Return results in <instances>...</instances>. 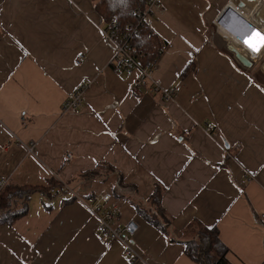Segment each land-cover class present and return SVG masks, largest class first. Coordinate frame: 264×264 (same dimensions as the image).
I'll return each instance as SVG.
<instances>
[{"label":"crops","instance_id":"0c3cea01","mask_svg":"<svg viewBox=\"0 0 264 264\" xmlns=\"http://www.w3.org/2000/svg\"><path fill=\"white\" fill-rule=\"evenodd\" d=\"M224 2L161 0L149 19L169 43L152 73L175 89L164 102L147 85L130 95L139 72L113 69L115 44L93 0H0V178L59 184L31 193L26 214L0 224V264H128L83 204L112 193L119 175L142 199L163 185L172 218L166 236L127 191L112 196L118 222L137 227L130 239L143 260L134 264H196L182 242L200 225L218 228L232 264H264V62L248 69L225 52L212 24ZM231 13L220 28L242 46ZM85 80L81 107L63 111ZM101 161L113 172L75 181Z\"/></svg>","mask_w":264,"mask_h":264},{"label":"trees","instance_id":"16d2710c","mask_svg":"<svg viewBox=\"0 0 264 264\" xmlns=\"http://www.w3.org/2000/svg\"><path fill=\"white\" fill-rule=\"evenodd\" d=\"M145 1L146 0H93V3L98 13L105 18L106 25L114 14L117 17V25L123 30L127 23L136 24L137 30L128 40L127 47L132 51L134 57L140 64H145L147 62L156 64L164 51L169 47V43L158 36L150 26V23L138 22V16L133 13V10L137 6L143 7ZM252 30L253 28L251 27V32ZM111 63L114 67L113 62ZM194 65L195 62L194 59H192L179 77H184L194 68ZM145 85L148 87L149 82L144 81L142 87ZM110 172H113V167L101 161L97 163L95 168L76 174L75 181L78 179L90 180L91 178H96L101 175L108 176ZM101 179L104 180L105 177ZM48 185L49 183L41 187L25 185L16 186L8 182L0 191V224L26 214L27 202L31 193L40 190L45 192L46 195H49ZM57 185L59 184L53 182V186ZM165 189L163 185L157 183L150 196L146 199H142L137 195L136 186L123 183V179L121 175H119L115 187L112 188L111 194L116 198L121 193L120 190L127 191V196L122 197L132 204L135 212L142 216L150 225L168 236L172 228V218L167 215L161 204V197ZM17 203H20V208H17ZM182 243L184 244L185 254L196 264H232L227 258L228 248L219 238V230L216 226L206 227L200 225L195 236Z\"/></svg>","mask_w":264,"mask_h":264},{"label":"built area","instance_id":"2783aa9c","mask_svg":"<svg viewBox=\"0 0 264 264\" xmlns=\"http://www.w3.org/2000/svg\"><path fill=\"white\" fill-rule=\"evenodd\" d=\"M162 8L161 0H146L143 7L137 6L133 10V13L138 16V22H147ZM264 8V0H225L223 5L217 10V13L212 21L213 30L215 35L222 41V47L226 53H230L234 57V52L227 49V46L231 45L235 52H239L245 55V57L251 62L253 69L260 63L264 62V48L259 52H254L249 48V52L245 51L239 43L234 42L235 45L230 44L228 36L221 30L220 21L227 11H232L236 16L247 21L255 30L264 34V21L259 18L258 9ZM243 11L247 12L249 19H247ZM223 14L221 17L220 15ZM245 16H244V15ZM220 17V18H219ZM116 15H112L111 20L104 28V33L115 44V53L113 56V69L115 71H127L131 73L133 70H138L139 77L135 79L129 89V93L133 97H138L144 81L149 82L148 90L150 92L162 91V100L169 102L173 99L175 94L174 88L162 89L159 82L153 80L152 73L156 67L155 63L147 62L140 64L134 57L132 51L127 47V42L131 38L134 32L137 30V25L133 23H127L124 26V30L120 28L116 23ZM259 26V27H258ZM85 61L84 56L79 55L75 63L82 64ZM90 80L83 81L75 91L68 97L62 106V110L69 111L75 110L82 105L83 97L90 85ZM214 132L212 126L208 128ZM70 157V154L67 155ZM8 183V177L0 178V191ZM52 191V190H51ZM90 203L85 205L92 215L97 218V232L104 235L110 241H117L123 247V254L128 264H134L138 260H143L140 253L134 246V243L130 239V236L137 230L134 223L129 222L121 225L118 222V216L113 209L109 206V202L112 200L111 192H105L99 195H93ZM113 207V206H112Z\"/></svg>","mask_w":264,"mask_h":264},{"label":"bare ground","instance_id":"6f19581e","mask_svg":"<svg viewBox=\"0 0 264 264\" xmlns=\"http://www.w3.org/2000/svg\"><path fill=\"white\" fill-rule=\"evenodd\" d=\"M243 13L245 15H247V16H245L243 14L247 19H249L247 12L243 11ZM230 15H232V22H233V24L236 26L237 29H240V36H241V41H242V47L244 48L245 51L249 52L248 51L249 50V47L244 43L245 38L248 37V36H250L249 29H248V26L249 25L246 22H244L241 19H239L235 14H232L231 13ZM223 23H224V21H223V19H221V21H220V27L223 26Z\"/></svg>","mask_w":264,"mask_h":264},{"label":"snow or ice","instance_id":"6c2138e0","mask_svg":"<svg viewBox=\"0 0 264 264\" xmlns=\"http://www.w3.org/2000/svg\"><path fill=\"white\" fill-rule=\"evenodd\" d=\"M244 43L254 52H259L264 47V34L253 29L251 35L246 37Z\"/></svg>","mask_w":264,"mask_h":264},{"label":"water","instance_id":"95a60500","mask_svg":"<svg viewBox=\"0 0 264 264\" xmlns=\"http://www.w3.org/2000/svg\"><path fill=\"white\" fill-rule=\"evenodd\" d=\"M239 19H241L242 21L246 22L250 27L255 29L247 21L243 20L242 18H239ZM227 49L230 50V51L235 52L231 45L227 46ZM235 56H236L235 58L238 60V62L241 63L243 66L248 67V68L251 67V62L247 58H245L242 54H240L239 52H235Z\"/></svg>","mask_w":264,"mask_h":264},{"label":"rangeland","instance_id":"374dc122","mask_svg":"<svg viewBox=\"0 0 264 264\" xmlns=\"http://www.w3.org/2000/svg\"><path fill=\"white\" fill-rule=\"evenodd\" d=\"M258 14H261V17L264 15V8H260L259 10H258ZM264 21V20H263ZM264 23V22H263ZM249 34H250V31H249ZM251 35V34H250ZM219 40V42H221V40L220 39H218ZM222 43V42H221ZM240 54H242V53H240ZM244 57H245V55L244 54H242ZM234 57H236L235 56V52H234ZM246 58V57H245ZM263 63V62H262ZM262 63H260L261 65H262ZM260 65V66H261ZM260 66L259 65H257L255 68H257V69H260ZM246 68H248V67H246ZM250 68V67H249ZM248 68V69H249ZM47 183H49V185L51 184V185H53V181H47ZM60 184H62V183H60ZM46 185V184H45ZM63 185V184H62ZM68 188V187H67ZM68 190H69V192L71 193L72 192V195L73 196H75V192L73 191V190H71L70 188H68ZM50 195V194H49ZM81 199V198H80ZM81 202H82V200H80ZM86 203H88V202H86ZM83 204L85 205V202H83ZM85 207L87 208V206L85 205ZM87 210H88V208H87ZM89 211V210H88ZM90 212V211H89Z\"/></svg>","mask_w":264,"mask_h":264}]
</instances>
